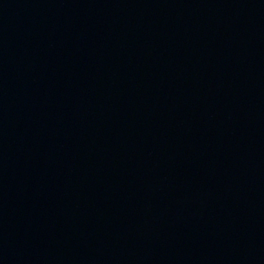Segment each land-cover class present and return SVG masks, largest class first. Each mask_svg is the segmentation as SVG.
Wrapping results in <instances>:
<instances>
[{
	"label": "water",
	"instance_id": "1",
	"mask_svg": "<svg viewBox=\"0 0 264 264\" xmlns=\"http://www.w3.org/2000/svg\"><path fill=\"white\" fill-rule=\"evenodd\" d=\"M0 264H264V0H0Z\"/></svg>",
	"mask_w": 264,
	"mask_h": 264
}]
</instances>
